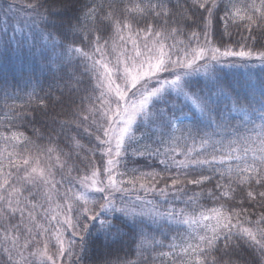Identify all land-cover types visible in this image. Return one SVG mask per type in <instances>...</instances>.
I'll return each mask as SVG.
<instances>
[{"label": "snow or ice", "instance_id": "1", "mask_svg": "<svg viewBox=\"0 0 264 264\" xmlns=\"http://www.w3.org/2000/svg\"><path fill=\"white\" fill-rule=\"evenodd\" d=\"M18 2L19 10L25 12V21L31 20L35 24L38 17L46 28L55 29L62 39L56 40L52 32L40 36L30 33L31 43L27 36L24 39L5 38V52L23 55L27 51L34 55L36 41L43 39L45 44L40 45L43 59H48L46 45L51 43L52 63H64L67 59L71 65L73 57L79 61L83 71L79 76L73 73L69 80L75 81L73 87L78 91L77 86L87 76L91 90L81 98L82 104L73 113L74 119L64 122L61 127L75 125L89 137H94L97 143L88 152L93 158L98 152L106 161L103 167H98L90 160L88 171L72 178L79 189L67 188L61 194L57 185L62 184L63 176L61 181L55 180L54 169L63 172L67 167V176L71 177L70 152L64 153L55 146H37L22 132L0 134V139L13 149L7 152V157L8 167L15 169V172H5L4 153L0 152V222H3L2 243L7 264H137V261L115 255L114 246L127 235H138L141 240L136 254L142 256L140 250L153 243L145 235L146 219L154 224L164 220L189 227L190 231L185 235L172 237L167 252L158 253L160 257H171L172 264H238V259L232 257L244 246L253 250L252 264H264V212L252 219L247 208L226 207V201L233 199L237 188L244 185L248 188L247 200L259 201L264 207V102L258 112L261 123L256 125L259 131L255 139L251 136L227 142L214 139L217 129L225 125L214 115L216 108L212 94L205 95L190 79L203 69L206 76L216 80L211 67L222 58L255 56L264 62V50L254 51L247 44L240 45L239 50H233L231 46H223L221 50L212 41L213 21L218 18L221 8L225 29L229 22H239L248 31L249 40L256 41L252 35L256 30L264 37V0H227L224 4L221 0H183V3L177 0L171 7L170 0H103L101 3L93 0L91 4L82 3V0ZM16 5L17 0L7 4L3 9L5 15L16 11ZM141 22L143 27H140ZM186 27L190 30L187 42L178 39L185 35ZM196 28L200 30L196 31ZM14 31L23 32V28ZM69 36L72 41L65 46L64 41H68ZM169 39L173 40L172 44L167 43ZM220 91L223 94L222 88ZM35 99L40 106L47 107L43 98ZM84 100L89 102L86 107ZM189 105L190 111L195 109L208 117L210 132L200 134L181 129L176 112L183 113V107ZM142 125H156L154 142L164 150L161 152L160 147L150 150L145 145L143 151L133 148L132 155H163L166 158L160 163L165 165V171L172 167L201 169V175L188 179L185 172V178L181 179L178 174L170 178V185L159 172L124 179L128 174L119 171L120 158L127 154L129 146L139 142L141 138L136 132ZM49 139L51 143V137ZM71 142L75 149H84L76 136L71 137ZM18 145L24 146L21 151H16ZM177 155L184 159L178 161ZM221 165L225 166L223 170ZM204 169L225 181H218L215 186L221 190L219 195L211 190L207 192L217 201L225 200L219 207L204 209L199 204L201 193L188 196L185 191L186 184L200 186L212 179V176L203 175ZM160 181H165L162 188L156 186ZM41 188L49 207H39L49 227L38 222L37 204L28 199L36 195L32 189ZM139 191H143L144 196H140ZM91 192L102 194L101 199L91 198ZM116 193L121 194L119 205ZM130 193L137 194L132 198ZM149 194L159 196L165 202L170 196L176 201L187 197L183 199L185 207L169 206L161 210L155 199H147ZM243 203L241 200L240 205ZM74 209L77 211L75 216L72 215ZM16 213L20 220L13 224L11 220ZM51 221L59 227L53 230ZM90 221L98 222V226ZM68 230L78 239H67L66 242ZM51 240L55 243L50 248ZM154 244L163 247L162 241L155 240Z\"/></svg>", "mask_w": 264, "mask_h": 264}, {"label": "trees", "instance_id": "2", "mask_svg": "<svg viewBox=\"0 0 264 264\" xmlns=\"http://www.w3.org/2000/svg\"><path fill=\"white\" fill-rule=\"evenodd\" d=\"M12 2L13 0H0V53H2L0 55V134L10 135L12 132H22L37 146H55L58 150L62 149L64 153L70 152L71 159L68 160V164L73 168L71 177L67 176V167L63 172L59 169H54L56 172L55 180L61 181L63 176L62 184L57 185L61 194L67 188H73V191H76L79 189V185L72 178L83 175L88 171L87 166L90 160L98 167H103L106 161V158H102L100 153L97 152L93 158V154L88 152V149L97 143L94 137H89L86 133H83L82 129H77L75 125L69 124L63 128L61 127L64 122L74 119L73 113L82 104L81 98L90 92L91 83L89 82V78L85 76L83 82L77 86L79 88L77 91L73 87L75 81H70L69 77L73 73L79 76L83 71L82 66L79 65V61L73 57L71 65H68L67 59H65L64 63H52L51 61L54 57L51 52V43L46 45L48 59H43L41 56L42 49L40 48V45L45 44L43 39L36 41L37 48L34 55L27 51L23 55H13L10 51L5 52L3 47V40L5 38L15 37V39H24L27 36L29 43H31L30 33L40 36L46 34V32H52L56 40L62 39L55 29L51 27L46 28L45 23L38 17L35 24L31 20L25 21V12L19 10L21 5L18 0L16 5L17 10L6 16L3 9L7 7V4ZM40 2L43 3L44 0H40ZM92 2L93 0H82V3L91 4ZM95 2L101 3L103 0H95ZM180 2L183 3V0H180ZM221 2L224 4L227 3V0H221ZM176 3L177 0H170L169 6L171 7ZM41 12H44V9H41ZM223 17L224 10L221 8L218 10V18H214L212 28V41L217 47H221V50H223V46H231L233 50H239L240 45L247 44L254 51L264 50L262 48L264 37L261 36L259 30L252 33L256 37V41L253 42L248 39V31L239 22L235 24L229 22L227 29H225ZM143 26V22H141L140 27ZM17 28H23V32L14 31ZM195 30L199 31L200 29L196 28ZM189 31L186 27L185 35L178 37V39L187 42ZM108 35L110 36L111 33ZM71 41L72 37L69 36L68 41H64L65 46ZM76 43L79 45V41H76ZM167 43L172 44L173 40L169 39ZM193 44H195L194 41ZM12 46L13 48L15 47V40H13ZM199 63L204 64V61H200ZM211 70L214 71L217 77L216 80H213L210 76H206L203 69L199 73L193 74L190 79L196 88L203 90L205 95L212 94L214 107L216 108L214 115L225 125V127L217 129V135L214 139L224 142H227L229 139H240L246 136H251L255 139L256 133L259 131L256 125L261 123L258 112L261 109L262 102H264V96H262V92H264V62H261L255 56L243 59L228 57L220 63L213 62ZM221 88L223 89V94H221ZM30 97L43 98L47 107L40 106L37 99H30ZM180 100L183 101V98L181 97ZM88 103L87 100H84L83 106L86 107ZM21 105L24 107L21 108ZM193 112H195V109L190 111V105L183 107V113L180 111L176 112V115L180 117L179 126L181 129H191L194 133L200 134L210 132L212 129L208 126V117L201 115L199 112H195V115H193ZM8 117H11V119H7ZM212 127H215V125ZM136 135L141 138L139 142L129 146L127 154L120 158L119 171L127 172L128 174L124 179L132 175L138 176L141 173L159 172L170 185V178L178 174L181 179L185 178V172H187L188 179H194L201 175V169H177L172 167L168 171H165V165L160 163L161 159L166 158L163 155L151 156L147 153L143 156L132 155L133 148L143 151L145 145H148L150 150H155L157 147L161 148V152L164 150L158 142H154L157 139L156 125H142L136 132ZM72 136H76L81 144L84 145L83 150L74 148L71 142ZM23 147V145H18L16 151H21ZM12 150L10 144H6L3 139H0V152L4 153L2 159L5 172H15V169L8 167L7 152ZM62 159H68V157H62ZM176 159L179 161L183 160L184 157L177 155ZM249 159H251V154H249ZM232 163L235 164L236 162L233 161ZM219 167L223 170L225 166L221 165ZM203 175L212 176V179L200 186L186 184L185 191L188 196L201 193L199 204L204 209L219 207V204L225 203V200L222 198L220 201H217L213 197L208 196L207 192L211 190L215 195H219L221 190L215 186L218 181L220 183H224L225 181H220L218 174H213L206 169L203 170ZM70 180L71 183L69 182ZM164 184L165 181H160L156 186L162 188ZM233 187L236 186L233 185ZM247 190V185L237 188V191L233 194L234 198L226 201V207L238 206L247 208L248 213L251 214V218L255 219L261 212H264V207L260 205L259 201L247 200ZM32 191L36 195L34 197L30 196L28 199L37 204V212L39 213L38 222L43 223L45 227H49V224L43 218L44 212L39 207L40 205H44L45 208L49 207L44 200V190L41 188L32 189ZM24 194L27 196V191ZM94 194V199H101L102 194L100 193L91 192L89 196H94ZM136 194L130 193L132 198ZM138 194L144 196L143 191H139ZM120 196V193L115 194L118 205L120 203ZM127 198L128 196H125V199ZM186 198L183 197L181 200L176 201L172 200L170 196L169 201L165 202L159 196H154V194H149L147 197V199H155L160 204L161 210L169 206L177 209L185 207L183 199ZM54 199L63 204V201L59 200V198L54 197ZM241 200H244L243 205H240ZM89 206L92 207L91 204ZM52 207H55V205ZM76 214L77 211L74 209L72 215L75 216ZM116 216H119V214H116ZM60 218L63 219V216ZM19 220L20 215L16 213L11 223H18ZM89 223L98 226V222L96 221H90ZM145 223L148 225L145 235L153 243L140 250L143 255L137 256L136 254L137 245L141 240V237L138 235L125 236L122 241L114 246L115 255H119L121 259L137 261V264H172L171 257H160L158 253L161 251L167 252L169 250L168 244L171 242L172 237L185 235L190 231L189 227L187 225L169 223L164 220L160 221L159 224H154L150 219H146ZM2 227L3 222H0V264H7V255L3 252ZM51 227L54 230L55 227L59 226L56 223L54 224V221H51ZM68 231L65 232V238L70 239L71 235L69 236ZM92 231L95 232V229L93 228ZM125 231L127 230L125 229ZM40 239L43 240L44 238L41 237ZM155 240L162 241L163 247L154 244ZM54 243V240L50 241V248ZM27 255L28 253L25 252V256ZM144 257H147L146 261ZM232 258L234 260L238 259V264H245V262L252 264L254 259L253 250L244 246Z\"/></svg>", "mask_w": 264, "mask_h": 264}, {"label": "rangeland", "instance_id": "3", "mask_svg": "<svg viewBox=\"0 0 264 264\" xmlns=\"http://www.w3.org/2000/svg\"><path fill=\"white\" fill-rule=\"evenodd\" d=\"M12 13V12H11ZM11 13H9V14H11ZM224 59H226V58H222L221 59V61H223ZM164 75H167V74H164ZM91 198H93L94 199V197H95V194H94V196H90ZM56 222L54 221V224H55ZM59 226V225H58ZM68 234H69V236L71 235V230H69L68 231ZM69 236H68V238H69ZM70 239H78V238H74V237H70ZM42 240V239H41ZM55 242V241H54ZM66 242H67V237H66Z\"/></svg>", "mask_w": 264, "mask_h": 264}]
</instances>
